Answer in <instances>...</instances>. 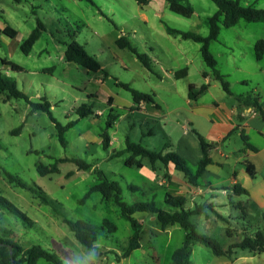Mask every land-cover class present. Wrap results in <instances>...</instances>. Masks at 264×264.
<instances>
[{"label":"rangeland","instance_id":"1","mask_svg":"<svg viewBox=\"0 0 264 264\" xmlns=\"http://www.w3.org/2000/svg\"><path fill=\"white\" fill-rule=\"evenodd\" d=\"M91 1L93 4L84 0H24L21 4H15L13 0H0V70L15 80L18 89L32 103L47 101L56 122L62 126L74 122L64 134L67 145L63 147L58 140L55 124L46 112L32 113L31 106L24 100L7 99L5 94L0 96V195L32 221L28 223L0 206L2 235L12 238L24 248L40 246L68 264L70 257H83L90 250L75 240L64 222L80 219L98 229L95 243V246L99 245L96 251L101 252L98 264H171L173 252L181 246L185 237L180 227L167 232L161 230L155 220L150 222L148 218L151 217L146 213H136L135 217L143 230L140 248L123 258L121 255L127 247L131 228L119 209L103 201L101 195L95 192L82 203L80 201L98 181L97 173L101 172L109 180L123 186L122 198L126 203L153 200L166 208L162 205L166 193L163 186L151 188L143 185L142 171L124 165L127 155L108 158L114 150L121 148L126 136L149 150H161L165 143L161 129L164 128V121L161 126L155 123L147 125L138 114L114 109L112 115L117 117L115 126L107 130L113 146L106 151L100 139L111 113L106 102L111 97L125 107L132 101L131 93L120 84L153 95L163 86L157 78L163 74L160 67H164L163 70L177 69L186 62L191 65L190 76L187 80L178 81L180 93L187 89L189 83L201 81L199 70L203 69L211 77L210 83H216L212 94L215 97L222 95L225 91L202 60L200 45L169 35L166 30L169 27L206 36L209 30L207 19L217 12V7L211 0H187L185 4L191 6L193 14L185 18L171 12L164 0H151L145 6L138 5L136 0ZM238 1L241 5H253L264 10V0ZM37 21L43 24L44 31L31 51L24 54L20 46L37 26ZM6 27L17 31L15 38L1 33ZM120 37H124L138 54H145L155 61L154 74L143 67L132 51L117 46L116 41ZM258 40H264V25L240 20L229 29L221 25L220 35L210 44V52L218 64L217 70L227 76L224 82L232 92L249 91L255 82L264 90V78H260L259 73H253L258 72L259 64L264 69V58L262 63L255 59L254 45ZM71 41L83 46L98 61L101 70L92 72L67 62L64 52ZM4 59L20 66L22 71H12L3 66ZM240 80H246V84H241ZM175 100L178 102V98ZM81 105L89 106L93 114L79 118L76 110ZM148 111L156 112L151 105ZM19 127L20 131L13 134L12 131ZM167 130L172 134L181 132L177 123L171 121ZM149 132L152 134L147 135ZM64 158L82 159L90 165V169L78 171L75 164L64 162L57 165L56 173H38V165L50 167L57 159ZM186 163L193 169L188 161ZM5 171L21 179L28 188L10 184ZM228 172V169L223 170V175L229 176ZM69 173L72 175L67 176ZM178 174L181 175L180 172ZM127 185H133L137 190L132 191ZM163 185H166V181ZM224 185L230 186L228 182ZM37 189L51 200L50 204L40 201L38 193L34 192ZM216 197L217 201L226 203L218 210L227 222L216 219L211 213L208 215L211 216L209 222L204 216L194 217L199 234L227 248L242 240L245 234H253L264 227L260 216L251 214L253 212L249 215L247 211V215H244L242 209L235 207L245 200L244 195L232 198V204H228V198L220 191H217ZM196 202L202 203L204 199L197 197ZM144 214L147 217H143ZM104 219L113 222L117 230L109 233L100 229ZM228 229L231 236L227 234ZM192 249L190 260L193 264H207L218 258L202 244H196ZM37 264L50 263L40 260ZM237 264H264V253Z\"/></svg>","mask_w":264,"mask_h":264},{"label":"trees","instance_id":"2","mask_svg":"<svg viewBox=\"0 0 264 264\" xmlns=\"http://www.w3.org/2000/svg\"><path fill=\"white\" fill-rule=\"evenodd\" d=\"M15 4H21L24 0H13ZM93 4L91 0H84ZM151 0H136L138 5L145 6ZM171 12L178 14L182 17L189 18L193 14V10L189 4H185L187 0H164ZM213 4L217 7V12L207 19L208 23V34L206 36H200L192 32L180 31L177 29H171L166 27L167 33L169 35H176L181 37L183 40H191L200 45V54L202 60L206 66L211 70L212 75L216 81H219L225 92L229 93L227 88V83L224 82L223 77L219 74L216 69V60L209 50L210 43L217 40L221 25L226 28H232L238 24L240 20H244L249 23H262L264 25V10L258 9L253 5H241L238 0H211ZM44 31V26L40 21H37V26L30 32V34L23 40L20 49L24 54H28L35 42L40 38L41 33ZM4 35L15 38L17 31L10 27H6L2 30ZM116 44L119 48H127L132 51L137 60L146 68L148 71H152L150 58L145 54H138L137 51L131 46V44L124 38L120 37L117 39ZM255 59L260 61L264 56V40H258L254 45ZM64 57L67 62L77 64L89 71L97 72L101 70V66L98 61L91 55H89L83 46H81L76 41H71L67 44ZM2 65L9 67L12 71L20 72L22 68L12 62L7 60H2ZM187 75V69L183 68L174 73L177 79L184 78ZM205 77L206 73H202ZM123 88L128 90L132 96V102L134 104H140L141 102L153 103V98L151 95L138 92L128 85L120 84ZM206 86L203 85L199 90L195 91L193 85L188 86V97L191 100L196 99L204 90ZM5 94L7 99H22L31 106V112L36 111L46 112L50 120L55 124L57 130V137L60 144L66 147L67 142L65 140V132L74 125V122L68 123L62 126L56 122L50 114V105L47 101L42 103H32L29 98L21 92L15 80L8 77L3 71L0 70V96ZM6 99V100H7ZM112 98L109 97L107 104L110 106ZM245 106L252 107L258 111L262 120L264 121V101L258 96L253 95L245 98L241 101ZM111 109V108H110ZM113 109L110 110L108 114L105 130L100 134L101 146L104 150L108 151L111 148V137L107 132L108 129L113 128L116 121V116L112 115ZM79 118H85L93 114L91 108L86 105H81L76 110ZM99 116V115H96ZM20 127L13 130V134H17L20 131ZM149 134V133H148ZM198 141L200 143L203 158L197 163L196 169L190 168L186 161L182 159L178 154L170 152L163 153L162 150L153 151L145 148L139 143L133 142L129 137H125L123 141V147L120 150L113 151L110 158H117L127 155L124 160V165L129 168H135L141 170L144 166V162L153 169L156 162H160L164 167L168 164H172L174 169L182 173L185 181L193 187H198L200 185V178L202 172L211 163L209 157L210 145L205 143L202 137L197 135ZM241 138L244 142L245 148L252 151H256L251 145L247 143V138L242 134ZM71 162L76 165L78 171H88L90 165L87 164L82 159L71 158V159H57L55 163L50 167H44L42 165L37 166V171L40 175H47L51 173L58 172L57 165L59 163ZM246 173L254 177L255 168L249 162H243ZM10 184L16 187L27 189V185L22 182L18 177L4 172ZM69 173L67 176H71ZM98 181L90 187L88 192L80 201L81 203L87 199L92 193H99L103 201L116 206L120 215L129 223L132 235L128 240L127 247L124 249L121 257L125 258L129 256L134 250L140 248V241L142 239V225L134 217L136 213H146L154 217L155 223L159 226L161 230H166L172 226H179L185 233L184 241L179 248H177L171 257V264H191L190 261V249L194 244H202L211 249L212 253L217 257H226L231 261L234 260L236 256V250L246 251L251 254H261L264 253V227L258 228L253 234H245L243 239L235 242L227 248L221 246L216 240L209 238L205 235L199 234L196 230V225L193 222L194 217L204 216L208 219V213L213 212L216 214L217 218L226 221V219L215 210L214 205L211 203H201L196 204L192 208L187 206L186 198L183 196H175L168 192L165 193L162 205L164 204L166 208L160 207L158 203L153 200L150 202H137L133 204L126 203L123 198V186L114 180H109L101 172L97 173ZM127 188L134 191L137 187L133 185H127ZM232 194L235 196L245 195L248 196V192L241 185L236 184L231 187ZM37 192L40 201L45 204H50L51 200L46 198L40 190H34ZM43 195V196H42ZM232 204V203H231ZM0 206L5 207L12 214L21 217L24 221L31 223L30 219L18 209H16L7 199L0 195ZM236 208L246 211L242 203H237ZM244 215H247L245 212ZM264 222V216L261 219ZM73 234L75 240L87 249H93L98 237V229L95 226L89 224L84 220L77 221H64ZM227 222V221H226ZM100 229L107 230V232L112 233L117 230L115 224L107 219H104L101 223ZM4 230L0 227V264H37L38 261L44 260L50 264H64L61 259L48 250L33 245L24 248L18 242L10 237H3ZM227 234L231 236V232L228 229ZM11 248V250L9 249Z\"/></svg>","mask_w":264,"mask_h":264},{"label":"crops","instance_id":"3","mask_svg":"<svg viewBox=\"0 0 264 264\" xmlns=\"http://www.w3.org/2000/svg\"><path fill=\"white\" fill-rule=\"evenodd\" d=\"M263 58L256 62L262 63ZM150 61L152 63L151 67L153 72H149L154 74L156 72L155 61H152L151 58ZM258 66V72L253 73L257 75L259 73L260 78H264V69L260 64ZM190 67L191 65L189 62L180 64L177 69L169 68L168 70H163L164 67H160V71L163 72V74L158 75L157 78L160 81L159 84H163V86L158 91H154L153 95L151 94L154 101L153 103L145 104V102H141L136 105L131 101L126 104L127 106L123 107L112 98L109 107L113 110L124 109L128 110L129 114H138L144 118L142 122L147 125L149 123H155L161 126L162 121H164V128L161 127V129L164 134L162 141L165 143L160 149L164 154L170 152L178 154L182 159L191 164L193 170L196 169L197 163L203 158L197 135L202 137L204 142L211 146L209 150L211 163L202 172L200 185L198 187H193L188 184L182 173L179 175L172 164H168L167 167H164L160 162H156L153 169L148 163L145 164L144 162V166L141 169L144 174L141 176L143 185H147L151 188L163 186L166 192L175 196L185 197L187 206L191 208L196 204H201L196 202L197 197L203 198L204 202L202 203H211L214 205L217 213H219L218 208L224 207L226 203L221 202V200L217 201V191H220L222 195L226 196L228 198V204H231L232 198L235 197V195L232 194L231 187L239 184L248 192V196L244 195L246 198L244 201H240V203L244 205L249 215L253 212L251 214H255L257 217L260 216V219H262L264 216V121L256 109L245 106L240 101L253 95H258L262 99L264 98V90L258 82H255L254 87L249 91L246 90L241 92L239 90L240 92H232L227 84L229 93L224 92V95L222 94L215 97L212 94V89L217 87L216 83L211 84V77L208 72L202 69L199 70L201 81L196 84L189 83L188 86L193 85L195 91L199 90L203 85L206 86V89L196 99L191 100L188 97V86H186L187 89L181 91V93L177 86L178 81H184L189 78ZM217 67L218 64L216 65V69ZM183 68L187 69V75L184 78L177 79L174 73ZM218 72L223 79L227 77L222 75L220 71ZM202 73H206L205 77ZM262 81L264 82V80ZM239 82L241 84H246V80H240ZM158 95H161L162 98ZM175 98H178V102ZM149 105L155 109V113H150L148 111ZM98 114L102 116L101 112H98ZM121 116L123 117V115L119 117ZM169 121H171V123H177L181 128V132L178 134H176L175 131V134H172L170 131L168 132L167 126ZM152 132H149L147 135H151ZM242 134L247 138V143L255 148L256 151L245 148L241 138ZM240 139L242 141H240ZM231 141L233 145H231ZM112 146L113 143L111 140V147ZM122 147L123 144L121 148ZM108 158H110V155ZM244 161L254 166V177L246 173L243 165ZM226 169L229 171L227 175H230L225 177L223 175V170ZM161 177L164 179L162 180ZM165 181L166 185L164 186L163 184ZM225 182H228L230 186L224 185ZM216 201L217 203H215ZM209 213L218 219L215 213ZM147 215L151 217V219L148 218L150 222L155 219L149 214ZM147 215L144 214L142 216L147 217ZM210 217L211 216H208V219L204 218L209 222ZM175 227L176 226L169 227L166 231L171 232L169 230ZM131 235L132 231L130 236ZM196 244L191 246L190 258L193 254L192 248ZM255 255L257 254L240 251L236 252L233 261L226 257H218L215 261H210L207 264H237L239 261L251 260ZM191 264L193 263L191 262Z\"/></svg>","mask_w":264,"mask_h":264},{"label":"clouds","instance_id":"4","mask_svg":"<svg viewBox=\"0 0 264 264\" xmlns=\"http://www.w3.org/2000/svg\"><path fill=\"white\" fill-rule=\"evenodd\" d=\"M99 245H96L93 249H90L88 253L81 257H70L68 259V264H98L99 257L101 256V252L96 251Z\"/></svg>","mask_w":264,"mask_h":264},{"label":"water","instance_id":"5","mask_svg":"<svg viewBox=\"0 0 264 264\" xmlns=\"http://www.w3.org/2000/svg\"><path fill=\"white\" fill-rule=\"evenodd\" d=\"M11 250V248H9Z\"/></svg>","mask_w":264,"mask_h":264}]
</instances>
